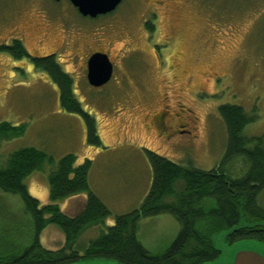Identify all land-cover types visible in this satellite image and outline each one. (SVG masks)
Instances as JSON below:
<instances>
[{"label":"rangeland","instance_id":"374dc122","mask_svg":"<svg viewBox=\"0 0 264 264\" xmlns=\"http://www.w3.org/2000/svg\"><path fill=\"white\" fill-rule=\"evenodd\" d=\"M134 1L111 19L95 21L64 0H0V47L20 40L33 58L55 56L73 79L82 109L97 123L101 147L87 143L79 115L62 109L48 74L26 59L0 52V124L27 126L24 137L0 141V167L22 148L43 150L57 163L69 154L77 157L78 166L90 160L92 191L113 214L105 226L79 238L74 247L78 255L115 226L118 216L144 203L153 183L145 150L184 167L213 170L227 151V130L219 113L225 105L241 107L254 119L246 136L264 138V0H164L153 32L146 27L153 9L143 0ZM131 48L133 53L123 54ZM99 50L109 54L115 74L106 86L93 88L85 62ZM161 113L167 115L166 133L154 120ZM182 125L188 132L173 135ZM245 165L237 160L233 175H245ZM53 169L46 165L26 180L30 195L42 206L51 204L48 175ZM86 202L87 196L81 195L59 205L67 216L77 217ZM30 228L22 199L0 192V232L10 231L25 244ZM179 232L177 220L162 215L143 220L138 239L160 256ZM228 232L214 238L220 257L205 264H232L241 251L264 257V243L229 244L224 237ZM41 243L56 252L66 245V236L49 226Z\"/></svg>","mask_w":264,"mask_h":264},{"label":"trees","instance_id":"16d2710c","mask_svg":"<svg viewBox=\"0 0 264 264\" xmlns=\"http://www.w3.org/2000/svg\"><path fill=\"white\" fill-rule=\"evenodd\" d=\"M0 52L17 60L26 59L37 71L48 74L58 88L62 109L84 120L87 143L102 146L95 118L82 109L74 94L73 79L63 71L55 56L33 58L20 40H15L13 46L0 47ZM219 113L228 135L222 163L211 171H203L178 165L145 150L153 174L150 193L138 210L118 216L115 226L107 227L100 238L91 242L84 249V258L110 259L121 264H205L221 255L215 248L214 238L242 224L245 227L228 236L229 244L246 240L264 243V204L261 202L264 195V138L246 136V128L254 119L248 117L243 108L225 105ZM26 132V125L2 123L0 141L22 138ZM237 160H241L245 169V164L249 166L241 178L233 175ZM46 165L54 168L48 175L51 204L42 206L30 195L26 180L35 172L43 171ZM92 168L90 160L78 166L73 154L66 155L58 163L53 156L36 148H22L10 154L0 167V192L22 199L31 228L25 244L10 231L1 230V264H63L77 257L74 247L79 238L93 227L105 226L113 215L92 191ZM81 195L87 196L82 213L77 217L63 213L59 203ZM162 215L175 218L180 224V232L170 247L157 256L142 245L138 232L143 220ZM49 226H56L65 234L64 249L53 252L42 246V233Z\"/></svg>","mask_w":264,"mask_h":264},{"label":"water","instance_id":"95a60500","mask_svg":"<svg viewBox=\"0 0 264 264\" xmlns=\"http://www.w3.org/2000/svg\"><path fill=\"white\" fill-rule=\"evenodd\" d=\"M57 1V0H56ZM84 17L97 18L114 12L123 0H71ZM114 66L107 54H94L88 62V82L94 88H102L113 78ZM245 227L244 224L224 235L228 238L235 230ZM215 248L221 252V249ZM232 264H264V257L256 252L241 251L237 253Z\"/></svg>","mask_w":264,"mask_h":264},{"label":"flooded vegetation","instance_id":"af4514ba","mask_svg":"<svg viewBox=\"0 0 264 264\" xmlns=\"http://www.w3.org/2000/svg\"><path fill=\"white\" fill-rule=\"evenodd\" d=\"M56 3H58V4H60V3H62L63 2V0H54ZM65 2H68L69 4H71L72 5V7L76 10V12L79 14V15H81V13L79 12V10H78V8H76L74 5H73V3L71 2V0H64ZM60 2V3H59ZM133 3V5H135V3H136V1H134V0H123V2H122V4L114 11V12H112V13H110V14H107V15H104V16H99V17H97V18H90V17H85L86 19H94L95 21H99V20H102V19H111L112 17H114V15H116V14H119V12H123V10H125L126 9V6H125V4L126 3ZM143 2L145 3V5L147 6H149V8L152 10L153 9V11L150 13V15H151V18H150V21H151V23H147L146 24V22H145V24H146V27H147V29L150 31V32H153V31H155L156 29H157V27H158V24H157V21L158 20H161L160 19V14H159V10L161 9V8H164V6H165V2H164V0H143ZM137 4V3H136ZM124 7V8H123ZM127 8H128V6H127ZM148 8V7H147ZM122 9V10H121ZM82 16V15H81ZM82 17H84V16H82ZM156 20V21H155ZM149 25L151 26L150 28H149ZM170 41H173V40H170ZM128 46H129V44H128ZM153 51L155 52V54L157 55V53H156V50H155V48L153 47ZM128 52H130V53H133L134 52V49H129V50H126L123 54L125 55V54H128ZM97 53H103V54H107L108 56H109V54L108 53H106V52H104V50H99V51H96V52H93L92 54H90L88 57H87V60H86V62H85V68H87V71H88V62H89V60H90V58L94 55V54H97ZM129 53V54H130ZM157 57H158V55H157ZM109 58H110V60H111V57L109 56ZM112 62V61H111ZM158 62H160V59H159V57H158ZM112 64H113V62H112ZM114 66V65H113ZM88 73V72H87ZM114 74H115V67H114ZM113 77H114V75H113ZM112 81V80H111ZM166 117H167V115L165 114V113H161L160 115H157L156 117H155V122H156V124H157V126L158 127H160L161 128V131H163V133L165 132H167V128H165V125H164V120L166 119ZM184 128V126L182 125V126H180L179 127V129L178 130H176L175 131V133L173 134V135H175L176 133H181V132H183V133H187L188 131L187 130H184L183 129ZM182 129V130H181ZM173 135H168V138H170V137H172ZM66 246V245H65ZM65 246L62 248V249H64L65 248ZM61 249V250H62ZM74 250H75V248H74ZM60 251V250H59ZM84 251V250H83ZM78 252V251H77ZM114 261V262H113ZM0 264H1V260H0ZM63 264H121L119 261H116V260H107V259H87V258H84V255H77V257H75V258H72V259H70L69 261H66V262H64Z\"/></svg>","mask_w":264,"mask_h":264}]
</instances>
